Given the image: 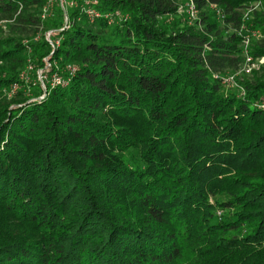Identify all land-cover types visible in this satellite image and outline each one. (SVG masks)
I'll return each mask as SVG.
<instances>
[{
    "label": "trees",
    "instance_id": "obj_1",
    "mask_svg": "<svg viewBox=\"0 0 264 264\" xmlns=\"http://www.w3.org/2000/svg\"><path fill=\"white\" fill-rule=\"evenodd\" d=\"M44 1L0 0V264H264V0H99L54 47Z\"/></svg>",
    "mask_w": 264,
    "mask_h": 264
},
{
    "label": "built area",
    "instance_id": "obj_2",
    "mask_svg": "<svg viewBox=\"0 0 264 264\" xmlns=\"http://www.w3.org/2000/svg\"><path fill=\"white\" fill-rule=\"evenodd\" d=\"M98 4H99V0H45L41 6V10L39 14L41 20H45L47 18L53 17L56 8H60L63 14L62 26L57 29L46 30L44 32L45 39L50 43L52 47H54L55 44H58V40L56 39L53 41L51 39L52 36L56 35L57 32H60L70 26L71 22L68 15L67 5L71 8H78L79 12L82 13L90 23L94 22L97 19L102 18L106 20L108 24H120L121 22L129 18V15L127 13H124L120 9L102 12L97 8ZM178 5H179L178 11L184 12L189 20H194L197 17V9L192 0H178ZM211 7L214 10L218 19L223 18V13L220 8L216 7L215 5H211ZM170 19L171 17H169L167 20ZM249 39H250L249 34H246L244 38V54L246 55V61L241 68V71L244 73H250L253 68H256L259 63L264 61L263 57L254 59L248 55L247 46L249 43ZM44 61L46 62V65L49 64L47 62L48 57H45ZM67 68L70 74L75 70V67L73 66H68ZM217 76L220 75L215 74V77ZM43 77H45V75H41L39 73L38 79L41 82L42 87H44V83L42 80ZM233 81L234 78L232 75L224 76L223 78V82H225L227 85L232 84ZM49 82L52 85H58V84L60 85L65 83V81L56 72L51 74L49 78ZM15 88H16L15 85L12 86V90H14Z\"/></svg>",
    "mask_w": 264,
    "mask_h": 264
},
{
    "label": "rangeland",
    "instance_id": "obj_3",
    "mask_svg": "<svg viewBox=\"0 0 264 264\" xmlns=\"http://www.w3.org/2000/svg\"><path fill=\"white\" fill-rule=\"evenodd\" d=\"M67 8H68V12H70V11H71V7H69V6L67 5ZM42 71H43V69H39V70H37V77H38V78H39V73L42 75ZM45 71H46V72L49 71V64L46 65V67H45Z\"/></svg>",
    "mask_w": 264,
    "mask_h": 264
},
{
    "label": "water",
    "instance_id": "obj_4",
    "mask_svg": "<svg viewBox=\"0 0 264 264\" xmlns=\"http://www.w3.org/2000/svg\"><path fill=\"white\" fill-rule=\"evenodd\" d=\"M43 88H45V87H43Z\"/></svg>",
    "mask_w": 264,
    "mask_h": 264
}]
</instances>
